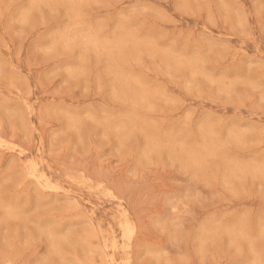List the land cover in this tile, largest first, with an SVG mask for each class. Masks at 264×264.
Segmentation results:
<instances>
[{
	"label": "rangeland",
	"instance_id": "374dc122",
	"mask_svg": "<svg viewBox=\"0 0 264 264\" xmlns=\"http://www.w3.org/2000/svg\"><path fill=\"white\" fill-rule=\"evenodd\" d=\"M0 264H264V0H0Z\"/></svg>",
	"mask_w": 264,
	"mask_h": 264
},
{
	"label": "bare ground",
	"instance_id": "6f19581e",
	"mask_svg": "<svg viewBox=\"0 0 264 264\" xmlns=\"http://www.w3.org/2000/svg\"><path fill=\"white\" fill-rule=\"evenodd\" d=\"M49 188V187H48ZM56 189V188H55Z\"/></svg>",
	"mask_w": 264,
	"mask_h": 264
}]
</instances>
